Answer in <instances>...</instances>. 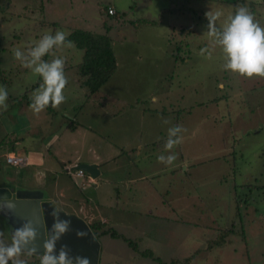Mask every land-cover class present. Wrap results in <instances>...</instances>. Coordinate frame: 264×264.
I'll use <instances>...</instances> for the list:
<instances>
[{
    "label": "rangeland",
    "instance_id": "1",
    "mask_svg": "<svg viewBox=\"0 0 264 264\" xmlns=\"http://www.w3.org/2000/svg\"><path fill=\"white\" fill-rule=\"evenodd\" d=\"M248 1L255 3L249 9L264 26V0ZM232 3L0 0V86L6 87L8 96L21 99L13 100V105L7 102V110H0V184L13 186L4 176L17 180L24 174L34 182L32 170L18 169L23 165L7 164L1 156L4 147L14 143L13 137L34 141L41 131L54 136L65 126L73 137L83 122H90L96 134L88 135L81 148L61 141L51 152L65 160L64 171L68 168L73 173L71 167L78 163L67 160L79 151L85 153L86 144L93 145L98 156L111 157L107 165L114 180L133 178L127 186L112 184L109 192L101 188L103 182L97 193L93 184L86 188L85 196L91 199L88 205L98 207L95 217L110 220L102 229L123 234L136 247L107 232L97 237V264H264V79H245L223 69L219 46L209 35L205 17L206 12L221 10L216 26L222 30L238 9ZM107 4L123 12L121 22L109 21L117 65L112 79L90 92L81 86L76 66L83 50L76 45L55 49V56L66 59V101L59 109H46L36 127L38 133L20 134L25 126L30 128L27 112L42 78L22 67L14 50L19 48L27 56L43 35L58 30L102 34L108 27L102 26L107 24L98 8ZM143 19L155 23H137ZM202 49L211 53V59L207 53L201 55ZM54 58L51 54L43 57L48 62ZM50 112H55L52 120ZM174 125L187 131L177 133L183 142L172 150L177 160L167 166L157 157L171 154L164 145L167 129ZM32 162L40 164L38 159ZM64 176L81 186L79 178ZM232 225L226 242L208 248L207 241L222 237L220 229ZM0 231L5 244L10 243L1 221Z\"/></svg>",
    "mask_w": 264,
    "mask_h": 264
},
{
    "label": "clouds",
    "instance_id": "2",
    "mask_svg": "<svg viewBox=\"0 0 264 264\" xmlns=\"http://www.w3.org/2000/svg\"><path fill=\"white\" fill-rule=\"evenodd\" d=\"M223 12H206L205 17L208 20L209 35L214 37V43L219 46L220 55L223 60L222 67L241 78L264 79V26L256 20L253 13L247 6H240L234 15L228 17L227 23L222 30L217 29L216 22L221 18ZM67 35L64 31H56L54 35L45 34L41 39L31 47L28 55L25 56L17 48L14 50V58L21 62L22 67L31 69L35 74L42 78V84L32 96L29 105L30 111L34 115L44 112L49 106L53 109H59L61 104L66 101L64 90L68 84V78L65 75L66 59L55 56V49L73 48V41H66ZM207 53V58L211 59V53L207 49L201 50V55ZM53 55L55 58L50 62L45 61L43 57ZM222 88L223 85H220ZM8 91L6 87L0 86V110L6 111ZM168 124L170 121L164 120ZM180 125H174L167 129V140L165 150L171 154L168 156L159 155L157 160L167 166H172L178 156L172 150L183 142V136H177V133L186 132ZM175 137V138H174ZM7 163V162H6ZM53 223L50 234L43 242V253L40 255V264H89L86 257L70 255V249L66 245H61L58 254L56 244L63 235L71 231L70 220L60 219L58 211H52ZM77 237H83L86 234L82 231L76 232ZM10 243L5 244L4 232L0 231V264H27V261L19 259L27 247V254L37 253L36 242L39 234L31 221L23 223L22 227L11 229L9 232ZM31 245V247H28Z\"/></svg>",
    "mask_w": 264,
    "mask_h": 264
},
{
    "label": "crops",
    "instance_id": "3",
    "mask_svg": "<svg viewBox=\"0 0 264 264\" xmlns=\"http://www.w3.org/2000/svg\"><path fill=\"white\" fill-rule=\"evenodd\" d=\"M109 5L110 7L114 6L112 4H109ZM111 79L112 77L109 78L108 80H111ZM86 95H88L87 91H86ZM18 96L15 95L11 97H18ZM7 102L10 105H13V100H8L7 98ZM46 111L47 110L40 113L39 115H34L31 111H28L27 118L29 119V121H26V123L31 121L30 128H26V126L24 125L25 127L19 133L22 135L36 133V132L38 133V130H36V127H39L38 125L40 124V121H41L40 116ZM138 112L140 113L141 110ZM50 114L52 115L50 116L49 120H52L53 119L52 116L55 115V112H52V113L50 112ZM64 117L69 118L67 116H64ZM71 120L73 122L76 121L74 119H71ZM4 123L7 124L6 118L3 119V124ZM61 127L62 126H60L59 128ZM93 127L95 126L91 124L90 122H86V123L83 122L81 124V128H82L81 131H78V135L77 136L74 135L73 137H71V133H66V131L69 130V128H67L66 126L63 130L61 131L59 130L54 136H49L48 132L42 135L43 131H41L34 141L31 139H28V142H25L22 140L21 137H18V136L13 137L14 143L12 145L5 146L4 152L1 154V156L4 158V160L7 154L22 156L24 159V164L23 166L18 167V169H21V170L29 169L30 171L32 170L31 177L32 179H34V182L27 180L26 174H24L23 176L20 175V178H18L17 180H12L13 175L4 176V178L7 181H11L10 183L13 184V186H9V187L41 189L47 193L48 200L51 201L53 204L55 203L54 206L56 208L62 209L66 211L67 213H72V214H75L81 217L89 225L90 223L95 222L98 219L97 221L100 223V226L102 229V224L108 223L110 222V220L106 219L105 217H99V216L95 217L93 211H95V208L97 209L98 207L97 205L95 206L88 205L90 204L89 202L91 199H89L90 196H85L87 194L85 193V191L88 190L86 188H89L90 186H92L91 184H93L95 187L94 190L97 193L96 190L100 188L98 186L100 185L101 182H103L104 186L101 188H104L105 191L109 192L112 188H114L112 187V184L115 185L118 182H122L123 186H127L128 183H130L133 180V178H129V179L123 178V179L114 180L111 176V173H109L110 170L107 165L111 157L108 159L107 158L103 159L102 156H98L96 154L97 153L96 148L93 145L86 144V147H85L86 152L82 153V151H79L78 153L73 154V156H70V159L67 160V163L75 162V163H96L98 164L100 173L95 179H93L87 173H85L84 176L82 177L76 176L72 173H69L70 169L68 168L65 169L64 171L63 167H64V163H66L64 162L65 160L58 158L57 155L52 154L51 152L52 147L60 146L61 141H64V142L68 141L70 144H78L79 147L81 148V145L83 146L85 141L88 139V135H90L92 132H93L92 134H96L92 130ZM70 131L73 132V130H70ZM5 134L2 136V138L7 137L6 136L7 134L6 135ZM5 139L2 142H4ZM20 143L23 146L22 148L18 149ZM84 154L85 156H83ZM125 154L127 155V157H129L127 151H125ZM35 159H38L40 161L39 165L32 162ZM50 159L52 160L51 162L52 166H49ZM26 160L29 161L27 162V164L25 162ZM66 174L67 175L72 174L73 177L75 176L79 178L80 179L79 184L81 186L79 187V185H77V183L73 179L72 180L74 183H72L70 179H68V177L64 176ZM0 186L7 187V185H3V184H0ZM115 219L116 218L114 217L113 221H115ZM102 235H105V234H102Z\"/></svg>",
    "mask_w": 264,
    "mask_h": 264
},
{
    "label": "water",
    "instance_id": "4",
    "mask_svg": "<svg viewBox=\"0 0 264 264\" xmlns=\"http://www.w3.org/2000/svg\"><path fill=\"white\" fill-rule=\"evenodd\" d=\"M72 169H82L93 179L100 173L96 163H78L72 166ZM54 210L59 212L60 219H67L71 222V231L63 235L57 242L54 255L58 254L61 245H66L70 249L71 256L86 257L89 264H97L100 244L84 219L56 208L48 200L47 193L41 189L0 186V218L5 223L8 234L11 229L22 227L26 221H31L39 234L36 242L37 253L33 255L40 256L43 253V242L50 234L51 225L54 222L51 216V212ZM77 231H82L86 235L77 237ZM24 252L27 253V247Z\"/></svg>",
    "mask_w": 264,
    "mask_h": 264
},
{
    "label": "trees",
    "instance_id": "5",
    "mask_svg": "<svg viewBox=\"0 0 264 264\" xmlns=\"http://www.w3.org/2000/svg\"><path fill=\"white\" fill-rule=\"evenodd\" d=\"M114 5V4H112ZM233 8L237 9L240 6H247L249 8H252L255 3L248 0H233ZM108 8L113 9V13H108ZM99 13L101 14L102 18L104 19L103 23H106L107 25H102L103 27L107 28L106 30L103 29L102 34H99L100 32H96L95 30H85V29H76L73 28L69 33L70 35H67L66 41L71 40L74 42L76 47L83 50L82 58L79 63H77V71L80 74V81L82 86H86L87 90L90 92H94L96 90H99L102 85L114 74L115 69L117 67L115 57L111 50L112 45V38L108 35V32L110 31L109 26L112 28V23L109 22L113 19V22H121L122 19L120 18L121 15H123V12H119L117 8L114 6L110 7L109 4L105 5L104 7H99ZM112 16L113 18H108ZM120 18V19H119ZM135 23V22H134ZM138 24H144V25H153L154 21H149L146 19H143L142 21H138ZM54 24V23H52ZM135 34H137L138 28H136L135 23ZM137 36V35H136ZM178 54V52H176ZM2 82H5L2 80ZM8 100H17L20 101L21 99L17 97H8ZM237 194V193H236ZM237 200V199H236ZM237 202V214H238V205L239 200ZM0 221L2 225L5 223L0 218ZM90 228L92 229L95 237L101 236L102 234H105L107 232H110V235L113 237L122 238L126 242H128L131 246L136 248L125 236L121 235L120 233L116 232L115 230H104L100 228L99 222H92L90 223ZM235 226V223H234ZM232 227L223 228L220 229V234H223L222 237H217L214 240L207 241L208 248L216 247L222 245L224 242H226V236L228 237L229 234L232 232ZM225 237V238H224ZM23 255L30 256L27 253H23ZM35 257L33 260H26L27 264H40V257H37V255H31ZM188 260V258L186 259ZM9 264H12L11 261H9Z\"/></svg>",
    "mask_w": 264,
    "mask_h": 264
},
{
    "label": "built area",
    "instance_id": "6",
    "mask_svg": "<svg viewBox=\"0 0 264 264\" xmlns=\"http://www.w3.org/2000/svg\"><path fill=\"white\" fill-rule=\"evenodd\" d=\"M108 13H113V9L108 8ZM5 160L7 163H9L13 166H20V165L24 164V159L20 155L7 154L5 156ZM69 173H72V172L69 171ZM72 174L82 177V176H84L85 172L82 169H75Z\"/></svg>",
    "mask_w": 264,
    "mask_h": 264
},
{
    "label": "flooded vegetation",
    "instance_id": "7",
    "mask_svg": "<svg viewBox=\"0 0 264 264\" xmlns=\"http://www.w3.org/2000/svg\"><path fill=\"white\" fill-rule=\"evenodd\" d=\"M38 257H40V256H38Z\"/></svg>",
    "mask_w": 264,
    "mask_h": 264
}]
</instances>
